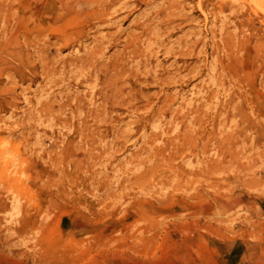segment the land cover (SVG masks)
I'll list each match as a JSON object with an SVG mask.
<instances>
[{"label":"rangeland","instance_id":"obj_1","mask_svg":"<svg viewBox=\"0 0 264 264\" xmlns=\"http://www.w3.org/2000/svg\"><path fill=\"white\" fill-rule=\"evenodd\" d=\"M26 1L0 0V264H264V0Z\"/></svg>","mask_w":264,"mask_h":264},{"label":"bare ground","instance_id":"obj_2","mask_svg":"<svg viewBox=\"0 0 264 264\" xmlns=\"http://www.w3.org/2000/svg\"><path fill=\"white\" fill-rule=\"evenodd\" d=\"M33 1V0H32ZM38 1H44V0H38ZM36 2V1H35ZM43 3V2H42ZM41 3V4H42ZM47 4V3H46ZM82 4H84V5H86L87 6V13L89 12V13H91L92 11H93V5H92V2H91V0H54V3H53V5L54 6H56V9H58L59 10V12L61 11V13H62V15H65L66 16V14H68V13H72V10H73V7H78V6H80V5H82ZM28 2L26 1V0H22V3H20L17 7H19V14L21 15V16H24L25 17V12H27V13H29L28 15H32V14H34L35 15V17H38V15L40 14L41 15V9L39 8V7H37V8H35V9H32V11L31 12H29L28 11ZM32 5H34V4H32ZM8 6H11V8H12V6H13V2H10L9 4H8ZM16 6H15V8H16ZM44 6V5H43ZM33 7V6H32ZM42 7V6H41ZM17 9V8H16ZM46 9V8H45ZM17 11V10H16ZM56 11V10H55ZM16 13H18V12H16ZM44 13V12H43ZM75 14H77L76 13V11L74 12ZM73 13V14H74ZM56 14V13H55ZM74 14V15H75ZM92 14V13H91ZM20 15H18V16H20ZM46 15V14H45ZM72 15V14H71ZM84 15V14H83ZM29 16V17H30ZM48 17H49V15H47ZM61 16V15H60ZM27 17V16H26ZM34 17V16H33ZM46 17V16H45ZM58 17V16H57ZM67 17H69V16H67ZM82 17V16H81ZM81 17H79V18H81ZM15 18V17H14ZM17 18V17H16ZM28 18V17H27ZM31 18V17H30ZM47 18V17H46ZM66 19V18H65ZM74 19V18H73ZM6 20H7V18H6ZM28 20V19H27ZM63 20V19H62ZM24 21V20H23ZM65 21V20H64ZM37 22V21H36ZM56 22H57V19H56ZM61 22V21H60ZM63 22V21H62ZM62 22H61V24H62ZM66 22H67V20H66ZM7 23H9V21L7 22ZM38 23V22H37ZM37 23H36V25H37ZM48 23V22H47ZM53 23V22H52ZM68 23V22H67ZM35 24V23H34ZM7 25V24H6ZM21 25H23V24H21ZM35 25V26H36ZM69 25H70V23H69ZM37 26H39V25H37ZM21 27V26H20ZM33 27H34V25H33ZM54 27V26H53ZM15 28V27H14ZM37 28H39V27H37ZM36 28V29H37ZM44 28V27H43ZM24 29L26 30V28L24 27ZM27 29H31V27H29V28H27ZM36 29H34V30H36ZM60 29V28H59ZM64 29H65V27H64ZM63 29V30H64ZM13 30V29H12ZM25 30H23L24 31V33H25ZM43 30V29H42ZM15 31V30H14ZM31 31H32V29H31ZM30 30H29V34H31V33H33V31L31 32ZM27 32V31H26ZM40 32V31H39ZM63 32H65V31H63ZM42 33H44V32H42ZM19 34V33H18ZM23 34V33H22ZM25 34H27V33H25ZM10 36V35H9ZM11 37V36H10ZM17 37H18V35H17ZM17 37H15L14 36V38H17ZM35 37V36H34ZM11 39V38H10ZM32 39V38H31ZM3 41H5V40H3ZM14 41H16V40H14ZM7 42V41H6ZM11 42V41H10ZM13 42V41H12ZM5 44V43H4ZM35 44H37L36 42H35ZM12 45H13V43H12ZM10 48V47H9ZM11 49V48H10ZM44 58V57H43ZM33 61V60H32ZM43 67L45 66V65H42ZM2 73V72H1ZM97 91V90H96ZM95 91V92H96ZM98 92V91H97ZM106 103H108L107 101H106ZM45 110V109H44ZM44 112V111H43ZM102 122V121H101ZM190 148V147H189ZM191 148H192V146H191ZM4 152H5V150H4ZM89 157V156H88ZM74 162V161H73ZM70 164V163H69ZM72 164V163H71ZM60 167V166H59ZM75 168H76V166H75ZM201 170H203V169H201ZM204 171V170H203ZM1 174V173H0ZM2 177V176H1ZM160 184V183H159ZM144 190V189H143ZM149 191V190H148ZM135 201V200H134ZM184 209H186V208H184ZM94 215V214H93ZM112 216V215H111ZM95 217H96V215H95ZM102 230V229H101Z\"/></svg>","mask_w":264,"mask_h":264}]
</instances>
